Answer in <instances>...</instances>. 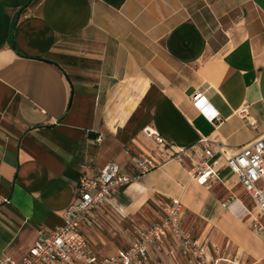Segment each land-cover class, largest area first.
I'll return each mask as SVG.
<instances>
[{
  "label": "crops",
  "instance_id": "1",
  "mask_svg": "<svg viewBox=\"0 0 264 264\" xmlns=\"http://www.w3.org/2000/svg\"><path fill=\"white\" fill-rule=\"evenodd\" d=\"M263 78L264 0H0V256L20 259L40 227L62 224L82 174L110 162L132 174L144 155L158 166L82 226L93 252L128 246L178 199L181 227L205 242L208 261L264 264V219L253 227L235 175L222 167L201 185L143 132L175 147L205 136L236 152L264 132ZM195 92L208 112L193 106ZM106 232L132 234L116 247ZM149 258L183 264L167 244Z\"/></svg>",
  "mask_w": 264,
  "mask_h": 264
},
{
  "label": "built area",
  "instance_id": "2",
  "mask_svg": "<svg viewBox=\"0 0 264 264\" xmlns=\"http://www.w3.org/2000/svg\"><path fill=\"white\" fill-rule=\"evenodd\" d=\"M192 101L195 108L208 112L207 98L201 96L200 92L193 94ZM239 114L247 119L252 128L256 127V122L250 118L247 108L240 110ZM217 117L216 112H209L210 121ZM143 132L162 147V159H173L179 164H187L190 177L201 185L218 180L220 169L227 167L245 190L252 204L251 208L256 210L253 215L252 209L243 206L246 214L253 219V227L257 230L262 228L260 219H264V132L242 145L236 152H229L221 143L213 145L205 136H200L190 146L175 147L148 127ZM131 160L136 170L132 174L122 173L114 162L104 166L96 176L82 174L77 181L73 201L61 214L63 223L49 230L40 227L37 238L20 259L3 254L0 256V264H156L150 261L149 250L161 256L164 244L168 245L172 254L178 255L183 264H217L216 261L207 260L205 242L192 232L182 229V204L178 199L160 204L158 219L139 228L137 237L128 246L109 255H99L90 249L81 228L86 222H95L91 212L104 206L115 190L158 166L155 159L144 155H138ZM169 234L174 236L179 247L168 242Z\"/></svg>",
  "mask_w": 264,
  "mask_h": 264
},
{
  "label": "rangeland",
  "instance_id": "3",
  "mask_svg": "<svg viewBox=\"0 0 264 264\" xmlns=\"http://www.w3.org/2000/svg\"><path fill=\"white\" fill-rule=\"evenodd\" d=\"M263 90H264V78H263ZM256 212V211H255ZM143 219V218H142ZM145 222H149L147 221V219H143ZM115 231V230H114ZM132 233L131 232H123V233H116V234H112L109 232H106L105 235L110 238L109 240L114 241L116 247H123L127 241H129L130 239V235ZM89 236V234H88ZM100 244L104 247V246H108L109 243L108 241H106L104 244L100 242ZM95 247V246H94ZM102 247V248H103ZM96 248V247H95Z\"/></svg>",
  "mask_w": 264,
  "mask_h": 264
}]
</instances>
